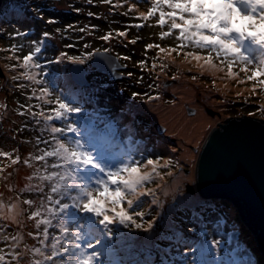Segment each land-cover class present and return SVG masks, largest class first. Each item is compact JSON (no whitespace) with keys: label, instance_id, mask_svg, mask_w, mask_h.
I'll return each mask as SVG.
<instances>
[{"label":"snow or ice","instance_id":"1","mask_svg":"<svg viewBox=\"0 0 264 264\" xmlns=\"http://www.w3.org/2000/svg\"><path fill=\"white\" fill-rule=\"evenodd\" d=\"M102 2L111 4V0ZM139 2L136 0V3ZM144 3H149L150 7L147 13H141L136 19L147 21L158 16L155 26L162 29L160 39L175 34L174 39L177 41L175 47L147 44L146 52L155 48L156 59L163 56L165 60L172 57L173 53L176 56L183 55L185 62L195 61V65L202 71H226L228 79L251 83L253 94L257 90L264 93V0H144ZM135 6L133 4L132 8ZM126 27L143 28L144 24ZM165 27L167 31H163ZM80 31L86 29L81 28ZM15 35L26 36L27 33L17 32ZM42 35L44 39L31 42L32 49L26 55L22 58L14 57L17 64L11 65V69H22L12 77L14 81L23 79L44 85L45 74L33 71L43 67L39 57L50 34L44 32ZM116 35L123 37L126 31L117 32ZM112 38L111 31L100 37L105 42ZM19 47L22 49L23 45ZM11 49H16V46H11ZM108 51L104 49L105 53ZM92 55L88 53L87 58L90 59ZM62 59L75 64L85 63V58L69 57L66 53H61L60 58L54 62L60 63ZM123 59L128 60L130 57ZM108 64L112 70L120 67L111 59H108ZM138 64L143 68L147 60L138 61ZM155 66L153 63V69ZM167 66L161 61L162 70ZM237 68L238 71H234ZM240 73L244 74V80L239 79ZM37 76L41 78L37 79ZM17 87L24 85L18 84ZM52 95L51 88L41 86L33 88L28 97L30 100L43 101L44 105H53L47 112L42 105H21L24 111L18 114L31 115L37 124L40 120L36 118L40 117L43 120V131L48 132L51 139L38 135L37 154L30 153L23 161L18 155L11 159L12 165L22 162L34 171L27 178L29 183L13 197L15 203L6 205L0 200V217L17 224L22 223L20 217L33 221L35 233L29 232L28 235L41 247H34L33 250L25 246V250L21 251L17 244L10 253L0 249V264H21L22 261L25 264H126L123 253L139 251L154 240L175 241L178 252L182 245L193 254L208 253L213 259L206 264H253L250 259L238 258V249L229 252L224 247L227 242L215 238L219 235L220 221L203 219V211L198 207L188 210L191 217L187 234L176 227L174 219L167 212L158 213L145 227V213L141 210L143 198L154 197V192L146 188V185L160 175V167L169 168L172 165L171 159L161 165L160 157L153 159L144 155L146 149L137 148L136 152L123 151L119 155L110 156L94 143L86 145L80 129L71 120L73 114H79L84 109L76 104L74 96L70 98L61 93L54 100L49 99ZM140 95L134 92L132 98ZM155 98L158 97H149ZM34 107L40 110L33 111ZM55 121L61 122V126H55ZM94 135L101 141L110 139L113 125L102 123L96 126ZM11 155L0 152V157L10 158ZM11 176L12 173H9L3 179L7 181ZM33 180L37 183L32 184ZM24 193L35 199L21 200L20 196ZM151 203L157 204L155 198ZM125 204L127 207H124ZM137 218L141 222L138 223ZM50 229L57 230L59 234H53ZM12 240H17V237L13 236ZM29 252H32L33 257L38 254L43 259L25 261ZM9 256L10 259L6 258ZM184 264L195 262L186 259Z\"/></svg>","mask_w":264,"mask_h":264},{"label":"rangeland","instance_id":"2","mask_svg":"<svg viewBox=\"0 0 264 264\" xmlns=\"http://www.w3.org/2000/svg\"><path fill=\"white\" fill-rule=\"evenodd\" d=\"M91 1L95 2L92 3ZM47 2L53 9L57 11H65L68 15H73L79 18L77 21L74 20L77 22L76 26H72L71 28L65 27L69 26V24L64 23L65 21L55 22L56 27L61 29L62 32L68 36L67 41H73L74 45H77L72 48L65 47L62 44L63 39L60 32L56 30L53 24L46 23L41 18L38 28L42 30V33L38 34L34 32L31 40L38 41L39 37L44 39L42 34L44 32L49 33L50 36L45 40V44L52 43V46L58 52L57 59L60 58L61 53H66L69 57L85 58L84 64L88 70L87 78L96 77L99 73L108 75L98 71L96 66L93 65L92 59L95 58V51H104V49L107 48L109 49V52L111 51L116 54L117 57H120L119 61L124 66L122 69L127 74H132L131 76L127 75L129 81L132 82V84L128 83L131 85V88L126 92L128 93L127 95H130V100L125 97L118 100L115 99L114 96L104 95V92H97L93 99H96L98 103L103 104L104 107H109V105L112 106L116 109L113 111L114 113H116L117 110L119 111L117 114L119 116L118 120L122 121L123 126L128 128L127 131L128 133L130 132L129 139H133L137 144L142 142L146 147H150V154L147 156L155 157L153 159L160 157L161 165L164 164L165 160L171 159L172 161V165L169 168L160 167L158 169L160 175L155 176L153 182L146 185V188L151 189L154 192V197L146 196L143 198V206L141 210L144 213L146 211L144 224H147L148 221L161 212H167L170 217L174 219L175 213L177 210L179 211L180 208L198 207L204 212L206 209L205 205L202 203L191 205L188 204L189 202L185 199L189 194L202 196L196 185V163L204 142L212 129L219 127L222 121H225L230 116H242L244 113L240 114V109L252 113V116L264 117V93L257 90L256 93L253 94L251 91V83H238L237 80L228 79L226 71L215 73L202 71L195 65V61L187 63L184 61L183 55L176 56L175 53L172 54V57H169L166 60L163 56L156 59L157 50L155 48L146 52L145 48L142 49L141 46L132 43L131 41L136 38H139V43L145 45L150 44L148 43L150 41H154L162 47H175L177 43L174 39V35L173 37L161 40L159 33L162 30H160L155 36V31L161 28H157L156 30L152 27L154 24L149 22V20L156 22L158 16L150 18L147 21L136 19L141 13H147L148 8L150 7V4L144 3V0H140L139 3H136V0H111V4L103 3L102 0H47ZM21 4L28 7L24 0H3L0 8V152L12 154L10 158L0 157V169H3V171L0 172V194H2L0 195V200L6 205L16 202L13 197L19 194L20 190L29 183L27 178L34 171L33 168L26 167L22 162L12 165L11 159H14L15 156L18 155L21 158V161H23L30 153L37 154L36 137L42 135V133H48L43 131V120L40 117L36 118L37 120H40V123L37 124L31 115L18 114L19 112L24 111L21 105H42L44 111H48L47 105H44L43 101L28 99V97L31 96L33 88L38 89L41 86H47L45 83L44 85H36L23 79L18 81L12 79L13 76L18 75L19 72L22 71L19 67L15 70L11 69V65L17 64L14 57L19 56L22 58L26 54L19 53L16 49H11L12 44L3 40V35L6 33L3 28V26H5L3 22L6 21V18L9 15V10L13 7L22 10V8H20ZM133 4L136 5L135 8H132ZM113 5L117 6L113 7ZM123 9L132 14L134 13V15H124V12L122 11ZM89 13H92V15H89ZM32 14L37 16V13L35 12ZM132 20H134L135 23H133ZM129 21H132L131 24H128ZM34 23L35 20L33 19L31 20V23L26 24L31 28ZM141 23L144 24V27L138 28L137 30H134V27H126ZM149 24L152 25L150 26ZM92 26H95V28L93 29ZM81 28H85L86 31L81 32ZM109 31L113 33V38L108 42L101 40L100 37ZM122 31H126V35L118 37L116 33ZM70 36L75 37L78 40H71ZM127 46H130L131 49ZM111 49H114L115 51H112ZM186 51H191V49H186ZM88 53L93 54L90 59L87 58ZM126 56H130V59H123V57ZM62 60L67 64L70 71V77H66L65 75L67 74L64 75V63L62 62L59 63L61 67L58 68V70L50 69L49 66L45 67L44 70L33 69L34 72H43L44 74L48 71H52V73H56V71L62 72L61 76L63 78H56L58 89L47 86L53 90V95L48 98L53 100L59 95V93L69 95L70 98L73 96L75 98L80 97V95L86 97L89 91L88 87L92 86L89 78V84L78 83L73 78V72L71 71V66L74 63H71L67 59ZM106 60L108 62V59ZM142 60H147V64L143 67L144 69H138L136 64H138V61ZM161 61L168 65L163 70L161 69ZM39 62L42 64L46 62V60L39 59ZM153 63L156 65L154 69ZM179 68L182 70L180 71ZM93 71L97 72L93 73ZM234 71H238V68L234 69ZM123 76L125 75H121L120 77L122 78ZM193 76L196 77L195 80L192 79ZM40 78V76H37V79ZM239 79L244 80L243 73H240ZM65 80L68 81V83H66ZM110 80L115 81V79ZM213 81H215V85H213ZM58 82L61 84H58ZM18 84H22L24 87H17ZM77 84L81 87H78ZM224 85V93L218 92L221 86ZM184 90H191L194 93V96H191V98H183L182 93H185ZM134 92L141 94L135 98L136 100L132 98V93ZM72 93L75 94L72 95ZM120 94L122 93L120 92ZM37 95H39L38 91ZM149 97L158 98L149 99ZM158 102L163 104V106L161 105L163 108L169 107L172 104L179 105L182 103L180 105L181 108L183 107L182 111L187 113L190 117H196L198 113L203 110L211 117V120L206 124H204L203 121L195 122L197 128L201 131V135L197 141L187 140L184 136H181V138L178 136L179 134L177 131H169L167 121L158 119L154 120L153 110H150L143 105L146 103L149 105L148 107L154 109ZM192 109L194 110L193 112L191 111ZM258 109L260 110L258 111ZM32 110L38 112L40 109L39 107H34ZM123 117H126V120H124ZM157 124L165 126V131H159ZM25 125H27L26 128ZM131 131H134L133 135L131 134ZM181 140L186 141L185 146L191 148L192 156H187L184 158L185 160L180 161L178 157L184 150ZM41 147H43V145H41ZM140 149H145V147H140ZM36 166L38 167L39 165ZM169 172H171L172 175H168ZM9 173H12V176L5 181L3 177L8 176ZM181 174L185 175L183 182L176 183ZM190 174H192L193 177H190ZM31 183L35 184L37 181L33 180ZM189 184H192L194 189H196L194 192L188 190ZM26 198L35 199L34 196H30L27 193L20 196L21 200ZM153 198L157 201V204L155 205L151 203ZM202 199L223 198H206L202 196ZM228 201L231 202L232 200L229 199ZM213 203H215V201H213ZM231 203L233 204V201ZM209 204H211V202H209ZM24 207L27 208V206ZM124 207H127V205L125 204ZM224 210L225 209L223 208L222 211ZM229 216L231 217L229 222L234 225L232 215L230 214ZM175 217H177V215H175ZM243 217L244 215L242 214L241 219L245 220ZM20 220L22 223L17 224L0 217V226H2L0 227V249H3L5 253L12 252L14 250L13 246L17 244L21 251L25 250V246H27V249L33 250L34 247H41L32 236L28 235L29 232L35 233L34 222L27 220L26 217H20ZM174 221L175 224H177L175 219ZM157 231H159V228ZM234 231L237 232L235 238L246 237L244 236L245 232L241 231L239 228L233 229V232ZM50 232L53 234H59L55 229H50ZM6 236L8 237L7 240L5 239ZM13 236H16L17 240H12ZM218 239L227 242L224 244V247L227 249V245L230 243V238L219 236ZM251 239L257 240L255 233L251 235ZM163 242L164 241H158L155 248H153L152 242L151 244L142 247L139 251L125 252L122 254L123 259L127 262L126 264H131L133 262H135L133 264H147L146 262L148 261H156V264H160L157 261L159 257L156 253L160 252L162 254L164 247L161 244ZM174 244L175 242L169 244V247L171 248L167 250L170 254V261L172 264L173 260L177 259L176 255H180L184 250L181 247L178 252L176 250V245ZM256 244L260 247L259 242ZM149 245L152 247L150 248ZM134 256L136 257L133 258ZM164 257L167 260L169 256L166 253ZM6 258L10 259V256ZM33 258L43 259V257L38 254L33 257L32 252H29L25 257V261ZM212 259L213 257L206 253V255L203 254L200 261L195 262V264H200L202 261L208 262ZM21 264H25V262L22 261ZM258 264H260V262H258Z\"/></svg>","mask_w":264,"mask_h":264},{"label":"trees","instance_id":"3","mask_svg":"<svg viewBox=\"0 0 264 264\" xmlns=\"http://www.w3.org/2000/svg\"><path fill=\"white\" fill-rule=\"evenodd\" d=\"M22 1V0H19ZM24 2L28 5V7L23 6L22 4L20 5V8H22V10H18L17 7H13L12 9L9 10V15L6 18V21H2L3 24H5V26H3L4 31L6 32L3 35V40H6L7 43H10L16 46V50L19 53H23V54H27L31 49H32V44L31 42L33 40H31L32 35L34 32L36 33H42V30H40L38 27L40 25V18L42 20H44L46 23H49L48 21L51 20L53 21L50 24H53V26L56 28L57 31L60 32V34L62 35V44L67 47V48H72L74 46H76L77 44L74 45L73 41H67L68 36L62 32L61 29H58L55 25V22H63L67 23L71 26H76V23L74 20L77 21L76 16L73 15H68V13H66L65 11H57L55 9H53L52 7L49 6L47 0H24ZM92 3L95 1H91ZM80 9V7H79ZM125 15H134V13H130L129 11H126L125 9L122 10ZM37 13V16H34L32 13ZM23 17H20V16ZM71 16V17H69ZM35 20V23L33 25V27L30 28L29 25H27L26 23H31V20ZM133 23H135L134 20H132ZM132 21H129L128 24H131ZM152 24H154L152 27L155 28L157 30L156 27V22L154 21H150ZM63 23V24H64ZM149 24V25H152ZM68 27V26H65ZM138 28L134 27V30H137ZM159 29L157 31H155V36L157 35L158 32H160ZM163 31H167V28H164ZM17 32H25L27 33L26 36H16L15 34ZM175 35V34H173ZM154 36V35H153ZM41 38H38V41ZM71 40H78L75 37L70 36ZM136 42L134 44L139 45L143 48H145V44L143 43H139L140 41L136 38L135 39ZM148 43H157L154 41H150ZM20 45H23V48L20 49ZM69 45H71V47H69ZM128 48H130V46H127ZM131 49V48H130ZM112 51H115L114 49H111ZM144 52V51H143ZM142 52V53H143ZM57 50L52 46V43H47L44 44L42 53L40 54L39 59H44L46 60V62L42 63L41 65L42 70L45 69V67L49 66L50 69H55L58 70V68H60V64L56 63L54 61H56L57 59ZM47 57V58H45ZM130 57V56H128ZM51 61V62H50ZM62 63H64L63 68H64V75L66 77H70V71L67 67V64L64 60H62ZM138 63V62H137ZM138 69H144L142 67H140L139 64H136ZM57 68V69H56ZM62 71V70H61ZM91 72V71H90ZM97 71H93V73H96ZM121 72H123L124 74H126L125 76H123L122 78H118L115 79V81L110 80V76L108 75H104V74H97L96 77H88L92 86L88 87V95L85 97H82L80 95V97H76V104L78 106H81L84 111H82L79 114H73L71 117L72 122H75L77 124V127L80 129V133H81V138L83 140V142L88 145L91 143H94L97 145L98 148H102L103 151L105 152L106 155H110V156H116L119 155L120 152L123 151H127V152H136L137 148H143V146L145 147V151H144V155L147 156L148 154H150L149 152V148L150 147H146L145 145L142 144V142H140L139 144H137L133 139H129L130 136V132L128 133V128L123 126V122L118 120L119 116L118 114V110L116 111V113H114L113 111L116 110L115 108H113L112 106L109 105V107H104L103 104L98 103L96 99H93L96 95L97 92H104V95H108V96H114L115 99L120 100L122 97L128 98V100H130V95H127L128 93H126L127 91H129V89L131 88V85H129L128 83H131V81H129L128 79V74L121 69ZM60 71H56V73H52V71H48L45 73V76L43 77L45 84L51 88H56L58 89V85L56 83V78L60 77L61 79L63 78L61 76ZM66 83H68V81L65 80ZM58 84H61L60 82H58ZM90 84V85H91ZM112 84V85H111ZM78 87H81L80 85L77 84ZM125 87V89H124ZM87 88V87H85ZM124 89V90H123ZM120 92L122 94H120ZM61 93H59L60 95ZM75 93H72V95H74ZM54 100V99H53ZM136 100V99H134ZM129 102V101H128ZM144 105V104H143ZM53 105H47V108L49 109L50 107H52ZM240 114L241 113H246V114H250L248 111L239 110ZM239 116V115H237ZM89 118V121H87ZM126 117H123L124 120ZM87 119V120H86ZM112 124L113 125V135L111 136L110 139L105 140V141H101L99 140L98 137H96L94 135V128L98 125L101 124ZM55 126H61V122L59 121H55L54 122ZM124 127V128H123ZM134 131H131V134L133 135ZM42 135L46 138V139H51L49 133H42ZM152 158H155L153 156H151ZM198 192V191H197ZM198 194V193H197ZM196 196V195H195ZM196 201V202H195ZM213 201H215V203H213ZM187 202H189L188 204H198V203H202L203 205L206 206L205 211L203 212V219L208 220V221H212L215 222L217 221V219L220 221V228H219V235H217L215 238L218 239L219 236L222 237H229L230 238V243L227 245V250L229 252H232L233 250H237L239 251V257L238 258H243L244 260H251L253 262V264H258V262H260V264H264V252L260 249V247L257 246L256 243H258V240H252L251 239V235L254 234V231L252 228H250V226L248 225V223L241 219L242 217V212L237 208L236 205L232 204L230 201L226 200L225 198L223 199H202V196L197 195V197L193 200H187ZM209 202H211V204H209ZM186 203V202H185ZM222 203V204H220ZM231 204V205H230ZM225 209L224 211H222V209ZM190 208L185 207V208H180L179 211L177 210V212L175 213V215H177V217H175L174 215V219L176 220V227L178 229H183L184 233L187 234V229L190 226V217L191 214L189 213ZM221 209V210H219ZM144 210V208H143ZM146 213V211H145ZM225 213V214H224ZM232 215V219L234 220V225L232 223L229 222V220L231 219V217L229 215ZM137 222H141L139 221V219L137 218ZM144 226L146 227L147 224H144ZM242 226V227H241ZM235 228H239L241 231L245 232L246 237H239V238H235L236 236H234L233 234V229ZM211 232V229H210ZM225 241V240H223ZM158 240H154L153 241V248H155L157 245ZM175 241L169 242V241H164L161 245H163L164 249L162 254L160 252H157L156 255L159 257V259H157V261L161 264V262H163V264H168V262L171 260L170 254L167 252V250H169L171 247H169V244H173ZM194 242L191 241L190 243ZM226 242V241H225ZM175 245V244H174ZM149 247L151 248L152 246L149 245ZM183 248V252H181L180 255H176V260H173V264H184L185 260H189V261H194V262H198L200 261V253L197 252L195 254H193L189 249L185 248L184 246H180V248ZM175 248V247H174ZM165 250V251H164ZM176 252V251H175ZM168 254V259L166 260L164 255ZM177 253V252H176ZM206 255V253H205ZM136 256H134L133 258H135ZM143 260V259H142ZM149 260V257H148ZM127 263V262H126ZM135 263V262H133ZM131 263V264H133ZM147 264H156V261H148L146 262ZM141 264V263H140ZM200 264H206V262H201Z\"/></svg>","mask_w":264,"mask_h":264},{"label":"water","instance_id":"4","mask_svg":"<svg viewBox=\"0 0 264 264\" xmlns=\"http://www.w3.org/2000/svg\"><path fill=\"white\" fill-rule=\"evenodd\" d=\"M2 2L0 0V8ZM94 53L92 63L98 71L111 79L126 75L121 72L124 66L116 54ZM106 59L120 67L112 70ZM71 71L78 83L89 84L85 64L74 63ZM157 128L162 132L166 127L157 124ZM196 185L203 197L227 198L238 205L264 252V117L230 116L213 128L196 163ZM188 190L196 189L189 184ZM233 234L237 236L236 231Z\"/></svg>","mask_w":264,"mask_h":264},{"label":"bare ground","instance_id":"5","mask_svg":"<svg viewBox=\"0 0 264 264\" xmlns=\"http://www.w3.org/2000/svg\"><path fill=\"white\" fill-rule=\"evenodd\" d=\"M20 17H23L22 15ZM180 69V68H179ZM182 69H180L181 71ZM225 85L221 86L220 90L218 92L224 93L223 89L225 90ZM183 92V98H191V96H194V93L190 90H184ZM211 96V95H209ZM182 104V103H181ZM181 104H172L169 107L163 108V104L158 102L156 104V107L154 109H151L148 107L146 103L144 104V107L153 110L154 120H165L168 122L169 125V131H177L178 136H184L187 140L197 141L201 135V131L197 128L195 122L196 121H203L204 124L209 122L211 120V117L207 115L203 110L198 113L196 117H190L187 113L182 111V108L180 107ZM162 105V106H161ZM133 124V123H132ZM132 126V125H131ZM171 128V129H170ZM182 138V137H181ZM181 143L183 144L184 150L180 153V156L178 159L185 160L187 156H192V150L191 148L186 147V141L181 140ZM190 177H193L192 174H190ZM183 178H185L184 174H181L176 183L183 182ZM175 183V185H176ZM184 189V188H183ZM183 191V190H182ZM197 196L195 195H187L185 197L186 200H193ZM196 202V201H195Z\"/></svg>","mask_w":264,"mask_h":264},{"label":"clouds","instance_id":"6","mask_svg":"<svg viewBox=\"0 0 264 264\" xmlns=\"http://www.w3.org/2000/svg\"><path fill=\"white\" fill-rule=\"evenodd\" d=\"M244 114H246V113H244ZM248 115H250V114H248ZM252 116V115H251Z\"/></svg>","mask_w":264,"mask_h":264}]
</instances>
